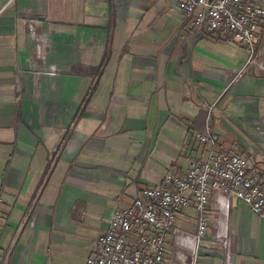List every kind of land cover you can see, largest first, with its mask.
Instances as JSON below:
<instances>
[{
    "label": "crops",
    "instance_id": "crops-1",
    "mask_svg": "<svg viewBox=\"0 0 264 264\" xmlns=\"http://www.w3.org/2000/svg\"><path fill=\"white\" fill-rule=\"evenodd\" d=\"M255 49L241 72L250 49L180 0H0V264H87L116 207L207 157L208 124L264 169V26ZM210 197L199 264H264V219ZM197 221L179 212L173 260Z\"/></svg>",
    "mask_w": 264,
    "mask_h": 264
},
{
    "label": "built area",
    "instance_id": "built-area-1",
    "mask_svg": "<svg viewBox=\"0 0 264 264\" xmlns=\"http://www.w3.org/2000/svg\"><path fill=\"white\" fill-rule=\"evenodd\" d=\"M191 27L205 29L222 39L236 41L250 49L241 72L255 59L258 31L264 26V6L249 0H180ZM41 55L47 64L53 41L42 37ZM199 144L210 145L202 161H193L185 170L166 175L159 184L147 186L129 206L114 209L107 229L100 234L87 264H199L203 239L207 234V206L213 191L239 198L264 219V169L249 153L215 151L218 138L208 124L195 136ZM0 194V202L2 201ZM198 212L197 228L183 234L189 253L169 254L167 238L176 232L177 216L184 208Z\"/></svg>",
    "mask_w": 264,
    "mask_h": 264
}]
</instances>
